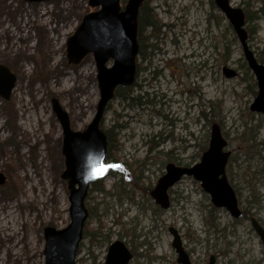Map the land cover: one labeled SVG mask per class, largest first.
Instances as JSON below:
<instances>
[{"label": "rangeland", "instance_id": "1", "mask_svg": "<svg viewBox=\"0 0 264 264\" xmlns=\"http://www.w3.org/2000/svg\"><path fill=\"white\" fill-rule=\"evenodd\" d=\"M189 1L146 0L151 9L159 6L154 12L160 29L151 38L161 48L154 62L164 74L153 90L150 62L142 58L138 86L123 91L129 98L116 95L109 103L100 122L113 138L111 144L108 140L105 161L123 160L131 175L144 176L141 186L152 184L169 161L187 167L198 163L217 122L228 142L226 150L231 151L227 177L245 214L236 219L214 206L200 181L185 175L171 191L169 209L158 212L143 189L135 188V206L105 199L110 209L104 221L115 232L122 224L130 227L133 219L138 222L137 240L143 246L133 264H179L171 227L184 244L199 251L196 261L202 250L212 247L221 264H264V243L252 225L255 219L264 227V113L250 108L258 87L240 39L222 11L213 0H192L193 9ZM230 1L244 10L248 45L264 64V0ZM120 3L125 6L127 0ZM96 9L88 0H0V64L17 77L11 97L0 95V174L5 176L0 184V264H45V227L62 229L70 223V192L62 177L63 130L53 99L68 113L75 131L85 130L94 118L100 99L96 61L89 53L79 63L70 62L67 41L83 16ZM212 12L219 17V27L212 26ZM169 23L180 26L171 30L165 27ZM151 34L150 27L144 30L147 46ZM178 56L183 58L180 63L165 67ZM195 68L200 69L198 75ZM226 68L237 76L226 77ZM168 96L176 99L173 106L163 104ZM144 160L149 165L144 166ZM115 173L106 179V189L119 181V171ZM113 220L121 226L112 225ZM88 243L84 232L76 264L104 262L107 248L95 250L94 256Z\"/></svg>", "mask_w": 264, "mask_h": 264}, {"label": "water", "instance_id": "2", "mask_svg": "<svg viewBox=\"0 0 264 264\" xmlns=\"http://www.w3.org/2000/svg\"><path fill=\"white\" fill-rule=\"evenodd\" d=\"M120 1L88 0L89 6L97 9L83 16L80 25L67 41V56L70 62L79 63L89 53L94 56L100 99L94 118L83 131L71 129L68 113L57 99H53V110L63 130L62 153L65 164L63 178L68 181L70 192V223L62 229L45 227V264H76L88 217L85 199L91 184L103 177L96 175L94 168L101 161L104 162L108 151L107 135L100 128V122L107 105L115 97V91L119 87H130L135 83L136 58L139 53L138 18L144 0H128L123 9ZM214 1L238 35L245 59L257 80L258 93L250 108L252 111L264 113V64L258 62L248 45L245 12L240 7L232 6L230 0ZM110 60L113 61L111 67L106 65ZM224 74L230 78L235 77L237 72L226 68ZM16 80V75L0 64V95L3 98L11 97ZM210 135L209 147L200 161L190 167L168 164L151 195L162 208H168V189L182 176H193L201 182L216 207L225 208L231 216L240 218L242 211L238 197L226 174L231 151L226 150L228 142L217 122L213 123ZM4 182L5 176L0 174V184ZM252 225L264 243V228L255 219H252ZM171 233L172 245L178 255L177 261L180 264H191L179 234L174 229H171ZM131 258L132 254L126 246L121 241H116L109 249L105 264H129Z\"/></svg>", "mask_w": 264, "mask_h": 264}, {"label": "flooded vegetation", "instance_id": "3", "mask_svg": "<svg viewBox=\"0 0 264 264\" xmlns=\"http://www.w3.org/2000/svg\"><path fill=\"white\" fill-rule=\"evenodd\" d=\"M191 1H189V4L191 3ZM212 3H214L216 5L214 0H213ZM189 4L186 7V9H190L189 8ZM122 7H124V6H122ZM194 7L195 6L191 3V8L193 9ZM157 8H159V6H157L156 8L155 7L152 8L153 15H154V17H153L154 21L156 20V16H157L156 13L154 12V10L156 11ZM139 15H140V13H139ZM211 21H212V26L219 27V17L217 15H215L213 12L211 13ZM155 23H156V21H155ZM167 26L169 27V29L173 30L176 27H179L180 25L177 24V25L174 26V23H169L168 25L165 24V27H167ZM21 28L22 27H20V32L22 33L23 29H21ZM184 28H185V25H184ZM150 29H152V34H151L152 36H150L151 42H149V44L147 46V51L145 53L146 57H144L142 54H140V45H139V53H138V56L136 58V78H135V83H134V85L129 87L130 89H132L133 86H138V82H139L138 77H139V73H140V70H141L140 60L142 58L143 59L148 58V60L150 62V72H149L150 76H149V80L151 82L150 86L153 87V90L156 91V89L159 87V84L161 82L162 76L164 74V70L162 68L157 67L155 65V62H154L155 59H156L155 56L157 54V51H159L161 49L158 46L157 43L152 42V38L154 36L153 34H155V32L158 34V31H157L158 29L156 27H154V25L150 26ZM185 32H186V30H183L182 33H181V34H183V37L187 36V33H185ZM24 35H25L24 38H28V36L26 35V32H24ZM176 35H179V34L177 33ZM248 35H249V32H248ZM171 40L174 43H176V41H174V38H172ZM218 42H219V36H218L217 43L213 44V46L216 47ZM168 54H170V53L168 52ZM181 59H183V58L179 57V56H178V58H173L172 60H169V58H167V60H169V62H165L164 65H165V67H168V68L171 69L172 67H171L170 64H172V63L173 64L180 63ZM258 62L261 63L259 60H258ZM261 64H263V63H261ZM173 67H174V70H175L176 66L174 65ZM195 70H196V75H198L199 72H200L199 71L200 69L198 70L197 68H195ZM177 72L178 71L175 70L173 76H177ZM185 75L187 76V74H185ZM181 77H183V75H181ZM201 80L202 81L204 80V75L202 74V69H201ZM255 80H256V78H255ZM178 85H180L179 82H178ZM256 85L258 87L257 80H256ZM116 91H115V96L117 95ZM177 91L179 92L178 89H177ZM155 93H157V92H155ZM257 93H258V90H257ZM128 98H129V96H128ZM133 100L135 101L136 99L134 98ZM153 102H154V98L150 101V103L152 104ZM162 102L166 106H173V104L176 103V99L174 97L168 96L167 98L164 97ZM26 106H27V104L25 105V107ZM27 111L28 110H25V113H28ZM259 113H261V112H259ZM165 120H167V119H165ZM1 131H2V129L0 128V134H1ZM171 138L172 137L170 135L169 139H171ZM111 157H113V156H111ZM111 157L109 156V159H111ZM112 162L119 163L120 166H121L120 169L118 170L119 173L117 174V175H119V181H114L110 186L108 185V189L105 188V185L107 184L106 183V179L109 178V177L111 179L113 177H116V173H115L116 171L109 170L101 179H99L95 183L91 184V186H90V188L88 190V195H87L88 198L86 197V200H85V204H86V207L88 209V217H87V220H86V223H85L84 232H85L86 239H88V241H89L88 247H89L90 253L94 254V251L99 249V248H103V247L107 248L106 249V253H105L104 257H103L104 262H102V263L105 264L106 259H107V254L109 252V249H110L111 245L113 243H115L116 241H121L126 246V248L131 252L132 258L129 261V264H133L134 261L140 256L139 249L142 248V246H143V243L137 240L136 225L135 224L138 223V222L135 219H133L132 222H131L132 224H131L130 227H126L125 224H122L123 227H121L120 229H118L117 232H115V230H113L112 227L108 226L106 224V222L104 221V219L108 215V212H109V209H110V208H108L110 206V202L107 201V200L105 201V199L109 198V200L114 201L117 205H119V204H121V202L125 201V203L130 204L132 206H135L137 203H136V201H134V199L132 197L133 192L136 191L135 188H140V189L142 188L143 189V193H145V195H148L150 197V200L153 202L152 206H154L156 208V210H158V212H159V210L162 208V206L159 203H157L156 200L152 197L151 191L155 188V186L159 182V179L164 175L168 164L173 163V164H175V166H179V167H186V166L179 165V164H176L174 162H170L169 161L165 165V171L164 172L163 171L160 172V174H159L158 178L156 179V181H154L152 184H149V185L148 184H144L143 186H141V184L144 183L143 182L144 176L141 175V174L131 175V172L129 170H126V167L128 166L129 163H127V162H125L123 160L120 161V160H117V159L116 160H110V161H104V163H106V164H109V163H112ZM146 164L149 165L148 160H144V166ZM64 166H65V164H64ZM184 176H182L181 179H179L173 186H171L168 189L169 206H168V208H164L165 210H167V209H169L171 207V204H172V201H173L172 200V196H171V193H172L171 191L173 189H175V187H177L183 181ZM62 177H63V173H62ZM200 184H201V182H200ZM129 186H131V188H129ZM95 191L100 192V196L95 197L94 196L95 194H93V192H95ZM127 191H130V192H127ZM101 206H103V208L100 210ZM128 207H129L128 210L131 211V207L130 206H128ZM241 211H242V216H241V218H242L245 213H244V211L242 209H241ZM111 223H112V225L115 224V225H120L121 226V224L119 223V220H113ZM213 228H214L215 232H217L216 231L217 230L216 226H214ZM171 229L176 230L177 233L179 234L177 229L171 227L170 231H171ZM114 235H115V238H114ZM208 235H211V233L208 232ZM179 236L181 238L183 247H184L186 253L189 256V260H190L191 264H221L220 255L218 254V252H213L212 251V249H213L212 247H209V249H206L205 251L202 250V254L200 253L201 254L200 258H197L198 260L196 261L195 254H198L199 251L197 252L196 250L190 249L186 244H184L183 238L181 237L180 234H179ZM94 256H96V255L94 254Z\"/></svg>", "mask_w": 264, "mask_h": 264}, {"label": "trees", "instance_id": "4", "mask_svg": "<svg viewBox=\"0 0 264 264\" xmlns=\"http://www.w3.org/2000/svg\"><path fill=\"white\" fill-rule=\"evenodd\" d=\"M145 2H146V0H145ZM145 2L143 3V5H142V7L140 9L139 27H138V41H139V45H140V54H142L144 57H146L145 53L147 51V41L149 39L148 38L149 36H147V38H146L143 35L144 34V30L146 28L148 29V27H150L152 25H154V27H156L158 30L160 29V28H158L157 24L153 20V17H154L153 10L149 7V5L147 6V4ZM255 17H257V16L255 15ZM249 18H251V16ZM125 89H127V88H119V89H117V91H116L117 95L118 96L121 95L124 98H128L129 94L127 95L126 93L125 94L123 93V91ZM128 89H130V88H128ZM107 136H108V140H109V142L111 144V139H113V138H112L111 134H109V133L107 134ZM111 146L113 147V149L116 148V145H114V144L111 145Z\"/></svg>", "mask_w": 264, "mask_h": 264}, {"label": "snow or ice", "instance_id": "5", "mask_svg": "<svg viewBox=\"0 0 264 264\" xmlns=\"http://www.w3.org/2000/svg\"><path fill=\"white\" fill-rule=\"evenodd\" d=\"M113 167H118L116 165H110V164H106L103 161H101L95 168H94V173L96 175H103L105 174L110 168Z\"/></svg>", "mask_w": 264, "mask_h": 264}, {"label": "bare ground", "instance_id": "6", "mask_svg": "<svg viewBox=\"0 0 264 264\" xmlns=\"http://www.w3.org/2000/svg\"><path fill=\"white\" fill-rule=\"evenodd\" d=\"M27 107H28V103H27ZM24 115H25V113H24ZM238 202H239V200H238ZM8 230L9 231H11V232H14V230L13 229H11V228H8ZM13 230V231H12ZM13 234H11V236H12Z\"/></svg>", "mask_w": 264, "mask_h": 264}]
</instances>
